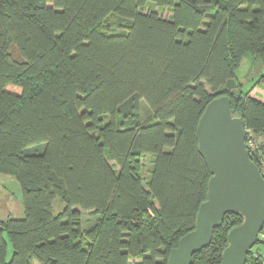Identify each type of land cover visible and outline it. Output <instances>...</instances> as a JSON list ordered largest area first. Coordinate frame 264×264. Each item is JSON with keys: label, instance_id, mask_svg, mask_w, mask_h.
Segmentation results:
<instances>
[{"label": "trees", "instance_id": "obj_1", "mask_svg": "<svg viewBox=\"0 0 264 264\" xmlns=\"http://www.w3.org/2000/svg\"><path fill=\"white\" fill-rule=\"evenodd\" d=\"M111 15L120 31L104 29ZM248 55L261 75L245 84ZM254 83L264 90V0H0V174L25 212L0 221V264H168L207 200L196 132L211 101L231 99L264 177ZM243 221L227 214L191 264H220ZM256 246L246 264H264Z\"/></svg>", "mask_w": 264, "mask_h": 264}, {"label": "water", "instance_id": "obj_2", "mask_svg": "<svg viewBox=\"0 0 264 264\" xmlns=\"http://www.w3.org/2000/svg\"><path fill=\"white\" fill-rule=\"evenodd\" d=\"M198 150L210 173L207 200L197 213L195 229L170 252L168 264H191L210 245L214 230L227 214L244 217L230 230L220 264H246L264 229V177L251 160L244 122L234 116L231 99L223 96L206 107L197 127Z\"/></svg>", "mask_w": 264, "mask_h": 264}, {"label": "rangeland", "instance_id": "obj_3", "mask_svg": "<svg viewBox=\"0 0 264 264\" xmlns=\"http://www.w3.org/2000/svg\"><path fill=\"white\" fill-rule=\"evenodd\" d=\"M157 10V9H156ZM158 11V10H157ZM159 15L163 17L164 19H169L172 16V13L164 9L163 11L159 12ZM121 23L119 22V19L117 16L111 15L108 17L107 21L104 23V29L111 32V31H120ZM261 70V67L259 65L254 66L253 57L250 55L246 56L242 63L240 68L236 72V77L240 82L247 83L249 82L248 79L254 76H257L256 81L260 78L261 73H259ZM250 81H252L250 79ZM247 87H250V85H247ZM253 89L252 95L258 98H262L264 100V90L261 88H256L255 83L251 86ZM250 89V90H252ZM9 92L20 94L21 91L18 88L9 87ZM143 110H142V117L147 118L149 116L148 107L146 104H143ZM257 141L259 143L262 142L261 138H257ZM152 169V157H148L145 160V168L143 169V176L145 178H149V171ZM9 176L6 175H0V221H5L9 217L13 218H19L22 219L25 217L24 207L22 204V192L21 187L19 183L11 177L13 180L10 181L8 178ZM54 210L56 213L61 212L64 209L65 204L62 202L60 198H57L54 201ZM95 222V217L90 212H84L82 216V228L88 229L93 223ZM260 238L264 240V229L260 234ZM257 248H261L264 250V244H258L256 246ZM12 254V252L10 253Z\"/></svg>", "mask_w": 264, "mask_h": 264}, {"label": "built area", "instance_id": "obj_4", "mask_svg": "<svg viewBox=\"0 0 264 264\" xmlns=\"http://www.w3.org/2000/svg\"><path fill=\"white\" fill-rule=\"evenodd\" d=\"M247 147H249L251 150H253L255 148L254 140L249 139L248 143H247Z\"/></svg>", "mask_w": 264, "mask_h": 264}, {"label": "crops", "instance_id": "obj_5", "mask_svg": "<svg viewBox=\"0 0 264 264\" xmlns=\"http://www.w3.org/2000/svg\"><path fill=\"white\" fill-rule=\"evenodd\" d=\"M0 175H1V174H0ZM6 176H7V175H6ZM8 178L10 179V181L13 180V179L11 178V176H9ZM0 181H2V180L0 179ZM0 185H1V183H0ZM259 250H260V252L264 255V250L261 249V248H259Z\"/></svg>", "mask_w": 264, "mask_h": 264}]
</instances>
